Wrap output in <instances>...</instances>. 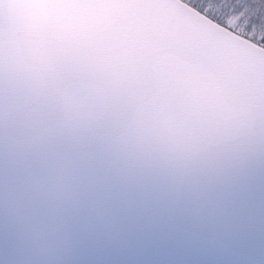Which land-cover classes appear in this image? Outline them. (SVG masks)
I'll use <instances>...</instances> for the list:
<instances>
[{
  "label": "water",
  "instance_id": "obj_1",
  "mask_svg": "<svg viewBox=\"0 0 264 264\" xmlns=\"http://www.w3.org/2000/svg\"><path fill=\"white\" fill-rule=\"evenodd\" d=\"M114 32L149 95L191 130L179 157L127 161L99 139L73 152L86 179L54 247L0 207V264H264V46L184 0H112ZM0 24V107L17 99ZM31 150L0 134V188Z\"/></svg>",
  "mask_w": 264,
  "mask_h": 264
},
{
  "label": "clouds",
  "instance_id": "obj_2",
  "mask_svg": "<svg viewBox=\"0 0 264 264\" xmlns=\"http://www.w3.org/2000/svg\"><path fill=\"white\" fill-rule=\"evenodd\" d=\"M112 0H0L10 37L5 69L17 99L0 107V134L31 150L0 207L21 221L31 242L55 246L86 179L83 160L51 150L60 139L103 141L120 159L179 157L196 146L191 130L146 91L139 69L114 32Z\"/></svg>",
  "mask_w": 264,
  "mask_h": 264
},
{
  "label": "trees",
  "instance_id": "obj_3",
  "mask_svg": "<svg viewBox=\"0 0 264 264\" xmlns=\"http://www.w3.org/2000/svg\"><path fill=\"white\" fill-rule=\"evenodd\" d=\"M215 21L264 46V9L247 0H184Z\"/></svg>",
  "mask_w": 264,
  "mask_h": 264
},
{
  "label": "rangeland",
  "instance_id": "obj_4",
  "mask_svg": "<svg viewBox=\"0 0 264 264\" xmlns=\"http://www.w3.org/2000/svg\"><path fill=\"white\" fill-rule=\"evenodd\" d=\"M249 2L256 3L259 7L264 9V0H247ZM191 5V4H190ZM193 6V5H192ZM247 37V36H246ZM249 38V37H248ZM252 40V39H251ZM254 41V40H253Z\"/></svg>",
  "mask_w": 264,
  "mask_h": 264
}]
</instances>
